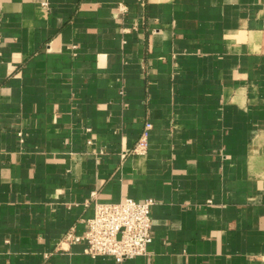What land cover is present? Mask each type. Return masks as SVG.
<instances>
[{
  "label": "crops",
  "instance_id": "0c3cea01",
  "mask_svg": "<svg viewBox=\"0 0 264 264\" xmlns=\"http://www.w3.org/2000/svg\"><path fill=\"white\" fill-rule=\"evenodd\" d=\"M0 12V264H264V0ZM128 197L148 253L89 256L94 204Z\"/></svg>",
  "mask_w": 264,
  "mask_h": 264
},
{
  "label": "built area",
  "instance_id": "2783aa9c",
  "mask_svg": "<svg viewBox=\"0 0 264 264\" xmlns=\"http://www.w3.org/2000/svg\"><path fill=\"white\" fill-rule=\"evenodd\" d=\"M150 128L146 122L134 150L145 149ZM153 204L152 198L139 201L129 197L114 203H95L94 214L86 220V229L78 237L86 244L84 252L91 257L108 256L116 262L146 255L152 241ZM65 238L75 239L71 232Z\"/></svg>",
  "mask_w": 264,
  "mask_h": 264
}]
</instances>
